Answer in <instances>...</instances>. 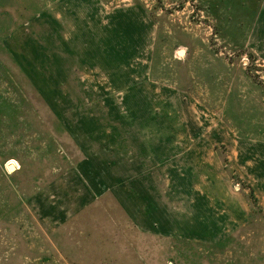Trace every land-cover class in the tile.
Wrapping results in <instances>:
<instances>
[{
	"label": "rangeland",
	"instance_id": "1",
	"mask_svg": "<svg viewBox=\"0 0 264 264\" xmlns=\"http://www.w3.org/2000/svg\"><path fill=\"white\" fill-rule=\"evenodd\" d=\"M0 264H264V0H0Z\"/></svg>",
	"mask_w": 264,
	"mask_h": 264
},
{
	"label": "crops",
	"instance_id": "2",
	"mask_svg": "<svg viewBox=\"0 0 264 264\" xmlns=\"http://www.w3.org/2000/svg\"><path fill=\"white\" fill-rule=\"evenodd\" d=\"M181 53V51H179V54Z\"/></svg>",
	"mask_w": 264,
	"mask_h": 264
}]
</instances>
